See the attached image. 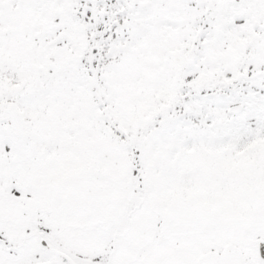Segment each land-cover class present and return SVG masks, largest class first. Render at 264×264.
I'll return each instance as SVG.
<instances>
[{
	"label": "snow or ice",
	"instance_id": "obj_1",
	"mask_svg": "<svg viewBox=\"0 0 264 264\" xmlns=\"http://www.w3.org/2000/svg\"><path fill=\"white\" fill-rule=\"evenodd\" d=\"M0 264H264V0H0Z\"/></svg>",
	"mask_w": 264,
	"mask_h": 264
}]
</instances>
